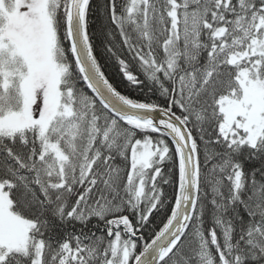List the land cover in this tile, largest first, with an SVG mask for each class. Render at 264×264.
I'll list each match as a JSON object with an SVG mask.
<instances>
[{"label": "snow or ice", "instance_id": "snow-or-ice-1", "mask_svg": "<svg viewBox=\"0 0 264 264\" xmlns=\"http://www.w3.org/2000/svg\"><path fill=\"white\" fill-rule=\"evenodd\" d=\"M0 264H264V0H0Z\"/></svg>", "mask_w": 264, "mask_h": 264}]
</instances>
